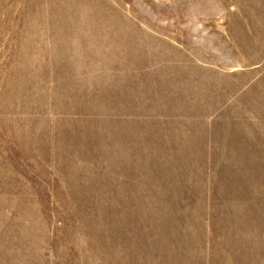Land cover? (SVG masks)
I'll return each instance as SVG.
<instances>
[{
  "label": "rangeland",
  "instance_id": "1",
  "mask_svg": "<svg viewBox=\"0 0 264 264\" xmlns=\"http://www.w3.org/2000/svg\"><path fill=\"white\" fill-rule=\"evenodd\" d=\"M0 264H264V0H0Z\"/></svg>",
  "mask_w": 264,
  "mask_h": 264
}]
</instances>
